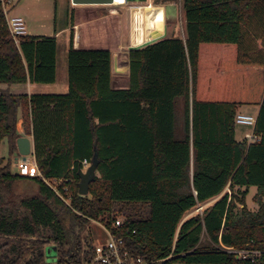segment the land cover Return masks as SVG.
<instances>
[{
  "label": "trees",
  "instance_id": "1",
  "mask_svg": "<svg viewBox=\"0 0 264 264\" xmlns=\"http://www.w3.org/2000/svg\"><path fill=\"white\" fill-rule=\"evenodd\" d=\"M181 1L185 36L130 48L128 88L112 86L109 48H75L72 34L67 92L0 93V264H89L93 244L83 233L91 220L117 217V205L133 209L124 228L136 230L132 248L150 260L264 264V254L240 259L221 249L264 251V0ZM57 49L49 36L16 44L0 2V83H54ZM246 105L259 106L258 141L236 138ZM20 117L42 176L12 171ZM96 151L84 196L79 170ZM26 181L37 192L24 194ZM49 182L69 186L70 202ZM252 187L256 211L246 203ZM199 205L203 214L190 215Z\"/></svg>",
  "mask_w": 264,
  "mask_h": 264
},
{
  "label": "rangeland",
  "instance_id": "2",
  "mask_svg": "<svg viewBox=\"0 0 264 264\" xmlns=\"http://www.w3.org/2000/svg\"><path fill=\"white\" fill-rule=\"evenodd\" d=\"M177 5V13L175 17H167L164 22L165 26V35L163 37H178L185 36V19L183 15V11L181 8V4L179 2L174 3ZM95 7L93 10H87L84 14L90 12L94 16L104 15L112 13V16L105 20L103 23L100 21H95L93 26H103L111 29L112 33L115 31L119 32L120 41L123 40V44L126 47H129L130 44V32L134 33L138 31V25L134 28V21L131 19V12L128 6L122 7H114L111 5L108 6H91ZM73 5L71 0H12V6L9 7L10 15H20L25 19L27 32L30 34H53L55 30H63L59 37V47L57 50L58 55V72H59V82L55 86L51 85H43L36 84L32 91L26 84H9V83H0V93H64L67 91H63L61 87L62 84L68 82L67 78V53L66 49L68 48L71 42V22L73 20ZM113 9V12L111 10ZM82 10H76V15H81ZM137 17V16H136ZM141 18L143 19V13H141ZM132 23V24H131ZM103 34L102 32H96L94 35L100 36ZM90 35H88L89 37ZM162 37V38H163ZM100 45V44H99ZM119 55H123L126 53L127 49H118ZM123 51V52H122ZM65 65V74L63 71V66ZM63 75L64 81H63ZM47 86V87H45ZM45 87V89H44ZM242 112L246 114H250L257 116L259 107L258 106H243ZM240 109V110H241ZM245 110V111H244ZM240 113V112H239ZM252 127L251 125H242L236 124V138L238 140L245 139L246 133H251ZM1 155L9 158V147L6 140H4L1 144ZM17 157V154L15 155ZM85 168L84 170H86ZM12 171L14 173H18V169L15 165V160L12 163ZM22 191L24 194L31 195L37 192V185L33 182L26 181L23 183ZM229 193L231 190L229 188L226 189ZM257 194V188L252 187L249 190L247 195L246 203L250 210L256 211L259 208V205L256 203L254 197ZM212 202L208 203L211 204ZM206 204V205H208ZM205 205V206H206ZM133 209L131 207H122L120 205L116 206V214L117 216L124 217L127 213H130ZM139 214L143 216H147L149 212V207L147 205L139 207ZM196 209L190 214H195ZM84 238L91 241L94 246L104 245L108 242V236L106 231L102 227L101 220H91L88 226L86 227L84 233ZM207 242V237L205 235L202 236V243ZM86 245H84V249H86ZM46 253L48 255L49 262H56V254L57 249L56 246L50 244L46 248ZM162 264H183L178 260H172L170 262L164 261Z\"/></svg>",
  "mask_w": 264,
  "mask_h": 264
},
{
  "label": "built area",
  "instance_id": "3",
  "mask_svg": "<svg viewBox=\"0 0 264 264\" xmlns=\"http://www.w3.org/2000/svg\"><path fill=\"white\" fill-rule=\"evenodd\" d=\"M0 2L2 3V6L6 13V19L10 32L16 44L19 45V43L22 41V38L28 34L25 19L20 15L9 14L10 13L9 7L12 6V0H0ZM177 2L181 4V8H182V1L178 0ZM177 2H173V3H177ZM110 5L114 7L128 6L131 12L132 22L134 21V28L136 27V24L138 25L137 35L142 37L144 32L148 31V26L144 18L143 19L141 18V13H143L144 8L152 7L158 4H155L153 0H147L146 2H128L127 0H119L118 2H116L114 0V2ZM160 5L165 10L164 19H163L165 22L167 4H160ZM164 35L165 33L162 36L157 37L153 40L149 41L146 39L144 42L136 44V43H132V30H131L130 40H129L130 46L134 48L141 47L149 42L162 38ZM142 39H144V37ZM256 119L257 116L242 112L238 113V115L236 116L237 124L251 125L252 132L245 134L246 138L250 142L259 140V137L254 132ZM17 157L18 158H15V165L20 175L29 176V177L42 176L34 152L27 156H23L19 154ZM82 163L84 165L82 170H84L91 164L87 159H84ZM58 184L59 183L57 184L50 183V185L60 195V197L63 200H65L67 203H69L70 198L65 196V192L66 193L69 192V186H64V192H63L59 189ZM204 207L205 205H199L196 208V212L203 214ZM102 227L106 231V234L108 236V242L104 245L92 246V255L89 264H162L164 261L169 260L171 258L170 256L166 259L154 261V260H150L146 255L135 252L129 241V236L134 235L136 233V230L129 228L125 229L123 217L117 216L115 218L102 222ZM221 249L225 252L235 254V256L240 259L252 258L253 260H255L256 258L259 259L264 254L263 250L250 248L246 246L242 248H238L234 246H226L224 244H221Z\"/></svg>",
  "mask_w": 264,
  "mask_h": 264
},
{
  "label": "crops",
  "instance_id": "4",
  "mask_svg": "<svg viewBox=\"0 0 264 264\" xmlns=\"http://www.w3.org/2000/svg\"><path fill=\"white\" fill-rule=\"evenodd\" d=\"M73 20L71 22V35L73 34V45L75 48H109L112 51V86L114 88H128L129 86V75H130V64H129V49L131 48L130 44L129 47H126L123 44V40L120 41L119 32L115 31L112 33L111 29H108L103 26H93L95 21L104 22L105 20L109 19L112 16V13L94 16L91 12L95 7V5H80V4H73ZM100 6V5H96ZM108 6V5H103ZM82 10L81 15H76V10ZM87 10L90 12L84 14ZM76 12V13H75ZM113 12V9L111 10ZM63 30H55V33L51 34H30L29 35H38V36H49V37H56L59 43V37ZM96 32H102L100 36H96ZM63 33V32H62ZM88 35H90L88 37ZM141 35V34H140ZM142 42L141 36H138L136 31L132 32V43L139 44ZM100 44V45H99ZM71 42L66 49L67 58H68V51L70 49ZM59 47V45H58ZM118 49H127L126 53L123 55H119ZM58 50V49H57ZM123 52V51H122ZM67 69V78H68V60L66 64ZM63 71L65 74V65L63 66ZM63 75V81H64ZM59 82V72H58V55H57V77L54 83L50 84H43V85H51L55 86ZM32 91L33 87L38 83H31L28 81L25 83ZM47 87V86H45ZM44 87V89H45ZM63 91H68L69 89V79L68 82H64L61 86ZM28 92L25 94H32V92ZM65 93V92H64ZM246 106H257V105H246ZM259 107V106H258ZM242 108V107H241ZM245 111V110H244ZM242 112V109L240 110ZM259 112V110H258ZM243 113V112H242ZM251 114V113H250ZM17 129L20 136H27L32 140V145L34 149V138L32 134H26L25 129L23 126V118L20 117L18 120Z\"/></svg>",
  "mask_w": 264,
  "mask_h": 264
},
{
  "label": "water",
  "instance_id": "5",
  "mask_svg": "<svg viewBox=\"0 0 264 264\" xmlns=\"http://www.w3.org/2000/svg\"><path fill=\"white\" fill-rule=\"evenodd\" d=\"M73 4L80 5H110L114 0H71ZM128 2H146L147 0H127ZM177 13V5L174 3L166 5V16L175 17ZM150 43V42H149ZM148 44V43H147ZM134 48V47H131ZM17 147L20 155L27 156L34 152L32 140L27 136H20L17 138ZM18 158V157H16ZM99 159L97 151L94 154L91 164L86 170H79V193L81 195H88L90 191V184L96 179V172Z\"/></svg>",
  "mask_w": 264,
  "mask_h": 264
},
{
  "label": "bare ground",
  "instance_id": "6",
  "mask_svg": "<svg viewBox=\"0 0 264 264\" xmlns=\"http://www.w3.org/2000/svg\"><path fill=\"white\" fill-rule=\"evenodd\" d=\"M118 2L119 0H115ZM164 13L165 10L161 5H155L152 7L144 8L143 18L148 26V31L144 32L142 42L147 40H153L157 37L162 36L165 33L164 26Z\"/></svg>",
  "mask_w": 264,
  "mask_h": 264
}]
</instances>
